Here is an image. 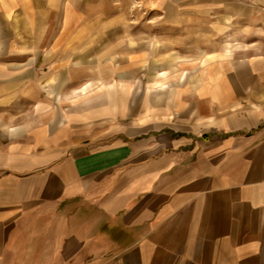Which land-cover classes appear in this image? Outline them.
<instances>
[{"label": "crops", "instance_id": "obj_1", "mask_svg": "<svg viewBox=\"0 0 264 264\" xmlns=\"http://www.w3.org/2000/svg\"><path fill=\"white\" fill-rule=\"evenodd\" d=\"M151 3L216 44L128 58L77 0H0V264H264V0Z\"/></svg>", "mask_w": 264, "mask_h": 264}, {"label": "rangeland", "instance_id": "obj_2", "mask_svg": "<svg viewBox=\"0 0 264 264\" xmlns=\"http://www.w3.org/2000/svg\"><path fill=\"white\" fill-rule=\"evenodd\" d=\"M79 6V22L83 25H89L91 29H94L95 34L93 36L94 41L101 44L103 41L102 30L103 26L111 25L112 28L119 26L126 27V34H122L121 37L126 36V48L128 58H133L137 53H142L145 58L149 57L152 49H155V53H158V59L161 61L170 56L172 51V43L186 42L185 37H189L190 53L195 54L199 52L201 48L214 46L215 36L214 34L200 33L198 26L190 28L191 33L183 35L182 32L174 33L168 32L165 19L158 17L156 9L152 6L151 0H77ZM112 42L119 43V34H111ZM186 44V43H185ZM188 45V44H187ZM97 51V50H96ZM178 51V50H177ZM175 51V53L177 52ZM178 52H181L178 51ZM187 52V51H186ZM185 52V53H186ZM118 50L113 54L117 55ZM156 53V54H157ZM155 56L157 57V55ZM164 61V60H163ZM81 84V83H80ZM91 84V83H89ZM128 86L132 84L134 87L135 82L126 83ZM160 85H169L168 83L160 82ZM88 85V84H87ZM87 85H84L86 87ZM151 83L144 82L143 89H150ZM154 86L157 83L153 84ZM108 87L107 83L95 82L93 85H89L84 95L80 93L79 102H82L84 98L82 96H102L103 90ZM83 87H81L82 89ZM89 100V99H84ZM92 100V98L90 99ZM146 100V98H144ZM83 101V102H84Z\"/></svg>", "mask_w": 264, "mask_h": 264}]
</instances>
